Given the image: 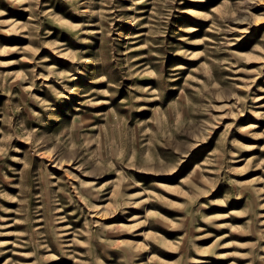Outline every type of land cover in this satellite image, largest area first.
<instances>
[{
	"label": "rangeland",
	"instance_id": "obj_1",
	"mask_svg": "<svg viewBox=\"0 0 264 264\" xmlns=\"http://www.w3.org/2000/svg\"><path fill=\"white\" fill-rule=\"evenodd\" d=\"M0 264H264V0H0Z\"/></svg>",
	"mask_w": 264,
	"mask_h": 264
}]
</instances>
